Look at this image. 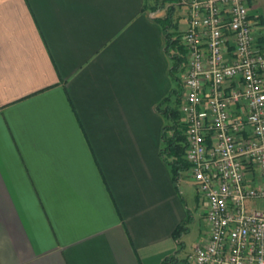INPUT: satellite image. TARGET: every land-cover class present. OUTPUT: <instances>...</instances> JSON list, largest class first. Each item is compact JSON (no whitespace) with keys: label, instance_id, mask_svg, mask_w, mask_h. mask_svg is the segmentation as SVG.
Returning <instances> with one entry per match:
<instances>
[{"label":"crops","instance_id":"obj_1","mask_svg":"<svg viewBox=\"0 0 264 264\" xmlns=\"http://www.w3.org/2000/svg\"><path fill=\"white\" fill-rule=\"evenodd\" d=\"M247 2L264 48V0ZM154 6L0 0V264L176 254L189 177L162 156L160 105L177 89Z\"/></svg>","mask_w":264,"mask_h":264},{"label":"built area","instance_id":"obj_2","mask_svg":"<svg viewBox=\"0 0 264 264\" xmlns=\"http://www.w3.org/2000/svg\"><path fill=\"white\" fill-rule=\"evenodd\" d=\"M186 10L180 107L187 176L206 235L186 264H264V48L247 0H171Z\"/></svg>","mask_w":264,"mask_h":264},{"label":"trees","instance_id":"obj_3","mask_svg":"<svg viewBox=\"0 0 264 264\" xmlns=\"http://www.w3.org/2000/svg\"><path fill=\"white\" fill-rule=\"evenodd\" d=\"M166 1L171 0H155V6L151 10H165L164 17L157 18L156 21L161 25L164 33L165 51L171 61L170 74L172 80L177 84V90H174L171 95L166 97L160 105V107H162V114L167 121V125L163 129L162 156L166 160V164L175 181L182 175V173H186L189 168V165L185 161V128L181 122L180 113L183 95L180 74L185 63V52L180 42V34L176 32L177 25L172 19L174 8L170 6L165 9L164 6ZM184 226L185 223L179 225L174 231V238L176 240L183 233ZM178 263L179 260L176 254L161 262V264ZM183 264H186V261H184Z\"/></svg>","mask_w":264,"mask_h":264},{"label":"rangeland","instance_id":"obj_4","mask_svg":"<svg viewBox=\"0 0 264 264\" xmlns=\"http://www.w3.org/2000/svg\"><path fill=\"white\" fill-rule=\"evenodd\" d=\"M171 1H166L164 8L172 6ZM255 13V12H254ZM257 14V13H255ZM162 15H164L162 13ZM173 21L177 25V33H181L185 30L187 24V15L185 8L176 7L173 11ZM261 33L264 35V26L261 29ZM173 88L177 89V84L173 81ZM166 124V122H164ZM186 174V173H185ZM182 173L183 176H185ZM180 188L185 200L188 203L190 209V218L185 223L184 231L180 237L176 240L177 242V257L179 260L178 264H183L184 261L191 255H193L195 248L203 241L206 235V225L204 223L206 212V202L194 189L193 183L189 179H183L180 183ZM257 204V209L262 211L264 209V200L258 201H247V205Z\"/></svg>","mask_w":264,"mask_h":264}]
</instances>
